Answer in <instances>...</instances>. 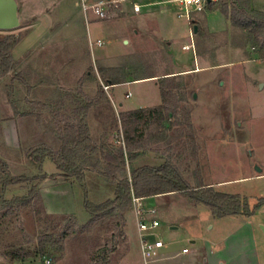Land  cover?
Returning <instances> with one entry per match:
<instances>
[{
    "label": "rangeland",
    "instance_id": "rangeland-1",
    "mask_svg": "<svg viewBox=\"0 0 264 264\" xmlns=\"http://www.w3.org/2000/svg\"><path fill=\"white\" fill-rule=\"evenodd\" d=\"M15 1L18 27L0 30V35L21 39L11 53L12 68L0 77V159L12 177L47 178L36 184L39 199L35 194L21 208L11 203L26 197L31 186L3 187L0 180V264H142L132 201L116 216L93 222L84 202L114 198L116 185L97 172L103 164L91 168L101 158L99 149L116 152L124 147L121 110L158 107L161 96L155 82L178 70L187 73L181 76L180 91L173 93L178 108L165 123L166 139L149 141L130 165L170 163L190 186L199 172L204 184L230 181L214 189L246 197L251 207L264 199V176L258 177L264 175V55L245 66H218L235 58L228 46L236 44V30L229 40L226 33L209 37L204 29L196 34L193 29H157L144 13L160 6L143 8L140 16L132 17L131 3L110 4L106 19H92L88 11L85 21L80 0ZM229 3L218 0L213 8ZM139 22L146 29H134ZM97 39L101 47L95 46ZM185 44L194 45V55L181 49ZM172 55L183 56L180 68ZM101 68L117 70L118 78L126 73L129 81L154 80L105 91ZM113 91L123 108L114 102ZM81 105L89 106L83 114L91 137L87 144L98 149L81 154L80 163L90 167L82 184L60 175L48 158L39 169L27 157L39 145L57 151L66 120ZM141 131L144 139L157 132L154 125ZM145 202V208L155 209L148 220L160 223L155 234L165 244L163 252L188 251L170 264H264V204L250 217L215 218L176 193ZM27 253L33 256L10 262L12 255Z\"/></svg>",
    "mask_w": 264,
    "mask_h": 264
},
{
    "label": "trees",
    "instance_id": "trees-1",
    "mask_svg": "<svg viewBox=\"0 0 264 264\" xmlns=\"http://www.w3.org/2000/svg\"><path fill=\"white\" fill-rule=\"evenodd\" d=\"M206 8L211 10L212 2H209ZM218 9L232 26L243 28L234 30L240 31L246 38V43L252 44L259 55H264V14L250 11L249 0H230L227 7ZM193 24L198 25V22ZM193 24L192 26H194ZM20 41V38L13 35H0V77L12 68L11 53ZM99 72L106 83L105 85H108V82L111 85L122 84L129 78L126 73L118 78L119 72L114 69L101 68ZM180 80L181 75L165 76L158 79L157 85L161 96V104L158 107L120 113L124 147H119L116 152L99 149L101 158L91 168L95 171L97 164H103V170L97 172L116 185L114 198L100 204H93L87 200L84 202L91 222L123 212L130 207L132 196L145 200L176 193L193 206H204L215 218L250 217L264 204V199H258L251 207L246 197L216 191L214 187L203 183L199 172L194 180L195 185L190 186L182 174L170 163L140 168L130 165L145 152L149 141L162 142L166 139L163 129L166 121H170V114L174 116L178 108V103L173 99V93L182 88L183 84ZM88 109L89 106L81 105L74 110L73 119L66 120L63 135L60 138L61 145L57 151L46 145L30 149L27 154L30 163L41 169L44 160L48 158L54 163L60 175L67 179L74 178L82 184L84 172L90 167L80 163L81 154L98 152L95 146L87 144L91 137L83 114H86ZM150 125H154L157 132L149 134L147 139H144L141 128L148 130ZM89 161L91 162V159L87 160V162ZM126 164L130 165L129 177L126 175ZM56 176L52 175L51 177ZM46 178L45 174L32 177H12L6 164L0 159V180L3 187L31 186L26 197L12 201L11 204H16L20 208L30 204L36 194V184ZM35 197L39 199L37 194ZM41 251H43L42 247ZM32 256L29 253L12 255L10 262L23 261Z\"/></svg>",
    "mask_w": 264,
    "mask_h": 264
},
{
    "label": "crops",
    "instance_id": "crops-1",
    "mask_svg": "<svg viewBox=\"0 0 264 264\" xmlns=\"http://www.w3.org/2000/svg\"><path fill=\"white\" fill-rule=\"evenodd\" d=\"M97 1H101V0H92V1L87 0V2H89V3L90 2H97ZM132 1L135 4L140 6V10L138 13L133 12V10L131 9V16L132 17L140 16L142 14L143 8H146V7L148 8L151 6H160L159 7L160 9H158V10H155V11L148 10L144 13L145 19H152L153 18V20L155 21L154 22L155 27L157 29H193L192 24L197 21L198 25H196V26H198V29H204L209 37H214V36L226 33L229 40H231L233 29H243V28H238V27L232 26L231 23L229 22V20H227L223 16V14L219 11L218 8H212V10L206 14H203V13L197 14L200 16L199 19L196 18V14H193L191 21H188L185 18H180L178 16L179 9L176 7V5H174L171 2V0H146L147 4H144V5L139 4V2H137V0H132ZM217 2H218V0H215L214 2H212V7ZM80 5H81V2H80ZM249 9H250V11L259 12V13L264 14V0H249ZM82 12H83V10H82ZM83 14H84L85 21H86L87 20L86 19L87 13L85 14L83 12ZM92 19L98 20L95 16ZM184 19H185V22H180V20H184ZM192 21H194V22L192 23ZM145 27H146L145 25L140 24V22H139V24L134 26V29H146ZM101 29H103V28H101ZM236 31H237V37H235L236 44L234 43L233 45H231V43H230V46H228V51H230L231 54H234L235 58L232 60H229L225 63H222V64L219 63L218 64L219 67L224 66V68H225V66H227V67L245 66L249 63L255 62L256 61L255 57L259 58V56H261L256 52V48L252 44L246 43V38L242 36V33L238 30H236ZM98 40H100V39H97L96 41H98ZM100 41H102V40H100ZM163 41L167 42V39H163ZM168 44H169L168 45L169 50L172 54V51L170 48L171 47L170 43H168ZM187 45L188 44L183 45L181 47V49ZM191 45L194 47L193 44H191ZM194 48L192 50L193 55H194ZM89 49L91 52V57L94 59V57L96 55L94 53L93 45L91 42H89ZM183 51H185V50H183ZM230 52H228V53H230ZM172 56H173L172 58H173L174 64L180 68V66H182L180 58H183V56H181V55H176V56L172 55ZM218 56H219V51L217 52V58H218ZM97 58L99 59V56ZM185 73H187V72L185 69H183V70H178L177 72L172 73V74L182 76V74H185ZM152 80H154V78H152V77H143V78H138L137 80H133V81L127 80L125 83L118 84V85H109V84L108 85L110 86L109 90L110 89L114 90L117 87H119L120 85H128L130 83L135 84V83H139V82H143V81H152ZM155 84L157 85V82H155ZM263 87H264V85H263ZM112 93L114 95V102L116 100H118L117 102H118L119 107L123 108V102L120 101V97H119L118 92L113 91ZM128 94L130 95V93H128ZM155 107H157V106H155ZM155 107H152V108H155ZM144 108H148V107H138V108H134V109L123 108V110H121V113L133 111V110H137V109H144ZM262 176H264V175H260L258 177H262ZM229 182L225 181V182H219L217 184H205V185L212 186L215 188H219L220 186L225 185L226 183H229ZM148 199H150V198H148ZM146 200L147 199L142 201V204H144L145 206H146V202H145ZM132 216H134V214ZM192 243H194V242H192ZM23 264H25V263H23Z\"/></svg>",
    "mask_w": 264,
    "mask_h": 264
},
{
    "label": "built area",
    "instance_id": "built-area-1",
    "mask_svg": "<svg viewBox=\"0 0 264 264\" xmlns=\"http://www.w3.org/2000/svg\"><path fill=\"white\" fill-rule=\"evenodd\" d=\"M214 1L215 0H171L179 9L178 16L188 21H191L193 14L202 13L206 9L207 4ZM80 2L83 12L86 14L88 11H91L98 20H103L108 17L110 4L131 3L133 12L138 13L140 10V6L135 4L132 0H101L91 4H88L87 0H80ZM102 45L103 42L100 40L95 42V46L97 47H101ZM193 48L192 45H187L182 49L189 51L193 50ZM109 88V85H103L105 91ZM142 201L143 199L132 196L133 213L136 219L142 264H170L173 259L186 254L188 251L187 249H183L181 253L176 255H168L163 252L165 244L160 238L156 237L155 234V230L159 227L160 223L156 219L148 220L149 216L155 215V209L152 207L145 208ZM45 264H49V261H46Z\"/></svg>",
    "mask_w": 264,
    "mask_h": 264
},
{
    "label": "water",
    "instance_id": "water-1",
    "mask_svg": "<svg viewBox=\"0 0 264 264\" xmlns=\"http://www.w3.org/2000/svg\"><path fill=\"white\" fill-rule=\"evenodd\" d=\"M17 3L15 0H0V30L9 31L15 29L19 25V20L17 16ZM194 21H192L193 23ZM198 27L193 26V34H196ZM109 85H111L108 82ZM263 85H260L262 88ZM257 173H261V169L256 168Z\"/></svg>",
    "mask_w": 264,
    "mask_h": 264
}]
</instances>
